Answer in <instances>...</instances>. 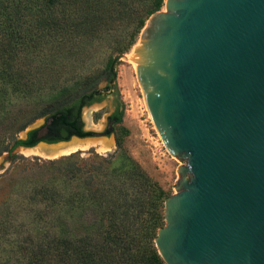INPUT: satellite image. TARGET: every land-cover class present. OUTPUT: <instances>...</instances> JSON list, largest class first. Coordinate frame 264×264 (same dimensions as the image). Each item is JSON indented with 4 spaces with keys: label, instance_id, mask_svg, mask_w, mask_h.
Returning a JSON list of instances; mask_svg holds the SVG:
<instances>
[{
    "label": "water",
    "instance_id": "95a60500",
    "mask_svg": "<svg viewBox=\"0 0 264 264\" xmlns=\"http://www.w3.org/2000/svg\"><path fill=\"white\" fill-rule=\"evenodd\" d=\"M153 15L117 62L135 64L159 141L181 165L157 252L165 264H264V0H166ZM92 106L82 121L93 136L46 143L48 122L34 147L109 139L89 129Z\"/></svg>",
    "mask_w": 264,
    "mask_h": 264
},
{
    "label": "trees",
    "instance_id": "16d2710c",
    "mask_svg": "<svg viewBox=\"0 0 264 264\" xmlns=\"http://www.w3.org/2000/svg\"><path fill=\"white\" fill-rule=\"evenodd\" d=\"M147 1L144 8V0H0V123L7 128L22 123L23 129L28 122L14 115L16 102L39 100L44 105L42 127L50 122L42 141L90 137L83 109L101 103L107 93L113 96L114 110L101 134H114L124 116L114 64L166 0ZM120 27L125 29V44L108 68L105 91L93 85L96 79L82 77L75 91L63 87L44 92L51 81L59 80L58 72L44 71L58 54L90 45ZM31 61L37 62L34 68ZM41 128L14 141L9 149L12 162L19 158L13 154L16 148L36 146ZM23 173L32 185L27 216L43 231L39 247L25 264H165L154 241L164 225L168 196L119 138L113 153L88 158L75 153ZM12 215L0 213V230Z\"/></svg>",
    "mask_w": 264,
    "mask_h": 264
},
{
    "label": "rangeland",
    "instance_id": "374dc122",
    "mask_svg": "<svg viewBox=\"0 0 264 264\" xmlns=\"http://www.w3.org/2000/svg\"><path fill=\"white\" fill-rule=\"evenodd\" d=\"M146 1L144 0V8L147 4ZM164 10L165 2L159 12ZM153 16L147 20L135 44L124 51L123 55H130L134 48L140 44L141 38L146 35V30L150 27ZM124 33L125 29L120 27L117 33L106 35L90 45L76 46L74 49L58 54L54 62L50 63L47 68L44 67V71L45 74L52 72V70L58 72L59 80L51 81L44 92L49 93L51 90L54 91V89L63 87L75 91L78 89V81L82 77L96 79L93 85L105 91L108 68L112 62H115L120 49L125 44L123 42L126 36ZM29 59L31 60V58ZM36 63L31 61L29 64L34 68ZM133 65V63L123 59L114 64L116 85L124 105V116L123 122L115 126V133L109 139H104L108 142V148L99 150L97 147H90L86 150H76L63 155L79 153L83 158H88L93 154L113 153L117 149V139L119 138L123 146L129 150L146 173L170 197L177 192L180 180L178 170L181 165L159 141ZM101 104L103 106L100 108H95L93 105L90 111L89 129L98 133H103L107 128L108 116L114 110L113 96L104 94ZM16 105L18 107L14 115L21 114L20 119H25L23 121L28 122V124L20 129L22 123L9 128H7L6 123H0V141L3 140V151L0 152V213L14 214L9 225L0 230V264H25L39 247V238L43 235V231L37 229L27 216V213H31L27 197L32 185L28 183L29 179L26 178L28 175H24L23 170L53 160L38 154H26L25 149L16 148L14 155L19 158L12 162L9 149L13 146L14 141L22 138L30 127L41 128L45 122V119L41 117L44 105H41L39 100H29L27 103L20 100L16 102ZM87 112L88 110L83 115H86ZM63 155L60 156L64 157ZM60 156L51 158L59 159ZM6 165V170L1 172Z\"/></svg>",
    "mask_w": 264,
    "mask_h": 264
},
{
    "label": "bare ground",
    "instance_id": "6f19581e",
    "mask_svg": "<svg viewBox=\"0 0 264 264\" xmlns=\"http://www.w3.org/2000/svg\"><path fill=\"white\" fill-rule=\"evenodd\" d=\"M133 66H135V64ZM145 105H146V101H145ZM85 118L88 120L90 124L91 122L90 111L86 113ZM104 139L105 138L82 139V140L73 139L68 143H60L58 145L49 146V147L39 145L32 149H25L24 151L26 154H38L44 157L51 158V157H58L60 155H63V154H66L72 151H76V150H86V149H89L90 147H97L99 150H105L108 148V142H106V140Z\"/></svg>",
    "mask_w": 264,
    "mask_h": 264
}]
</instances>
